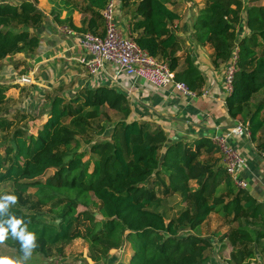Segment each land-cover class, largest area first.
I'll use <instances>...</instances> for the list:
<instances>
[{
    "label": "trees",
    "instance_id": "16d2710c",
    "mask_svg": "<svg viewBox=\"0 0 264 264\" xmlns=\"http://www.w3.org/2000/svg\"><path fill=\"white\" fill-rule=\"evenodd\" d=\"M69 1L56 2L60 11H66L63 20L58 12L52 15L75 31L93 34L108 0H87L76 10L89 15L80 28L72 24L75 7ZM119 1L130 13L138 46L166 61L176 81L191 91L200 89L202 77L190 57L177 70L179 45L170 25L180 17L166 0ZM205 1L192 24V38L211 45L214 68L226 65L238 49L226 106L232 118L247 124L250 140L257 141L264 137V5H255L261 0H246L247 5L243 0ZM44 19L36 0L0 2V68L11 56L36 51L40 42L36 31ZM242 27L247 30L244 36L239 35ZM4 89L0 87V102ZM128 99L125 92L107 86L81 89L68 99L54 97L36 135L25 137L16 130L0 141V185L10 183L17 198L0 219L21 220L20 227L36 237L31 254L43 257L49 256L50 247L79 239L87 243L93 263L125 247L131 253L126 264H204L211 240L195 231L215 212L233 222L242 220L219 239L233 247L229 264H247L257 250L264 253V203L233 186L220 159L214 158L219 151L211 140L170 142L158 126L132 119ZM104 108L121 119L107 139L91 143L87 138L89 150L80 151L77 135L85 137L88 122ZM10 124L12 120L0 117V129ZM96 134H103V128ZM258 148L264 151V139ZM29 190H34L36 201L26 208L21 198ZM173 195H179L186 208L168 217L165 201ZM53 203L62 208L47 219L38 208ZM2 244L23 252L22 242L10 230Z\"/></svg>",
    "mask_w": 264,
    "mask_h": 264
},
{
    "label": "crops",
    "instance_id": "0c3cea01",
    "mask_svg": "<svg viewBox=\"0 0 264 264\" xmlns=\"http://www.w3.org/2000/svg\"><path fill=\"white\" fill-rule=\"evenodd\" d=\"M36 1L37 7L45 15L42 25L36 31L40 39L38 48L32 54H16L10 59H5L3 63H10L9 66L16 69L20 75L28 76L31 80L32 84L30 85L23 88L17 86L18 90H10L12 95H9V98L17 99L19 94L22 98L27 95V100H30V104L36 107L35 115L39 118L37 120V123H39L36 128L37 133L48 116L49 105L54 97L68 99L81 89L95 88L98 83L86 74L82 65V61L87 58V53L79 45L78 35L81 33L60 22L65 18L66 11H60L55 0ZM113 1L116 7L117 24L123 34H126L128 29L131 31L130 13L125 9L123 12L121 11L119 0ZM243 1L244 5H247L246 0ZM0 2L17 4L18 0H0ZM205 3V0H166V6L180 17L178 21L170 25L179 45V51L176 54L178 57L177 70H182L185 58L190 57L202 77L201 88L194 91L198 94L196 97L181 95L173 87L157 89L144 82H134L124 76H120L118 79L122 87H125L124 89L128 91L127 95L129 93L128 100L131 106L132 119L138 122L147 121L158 126L166 133L170 142L191 143L202 137L210 139L215 134L229 131L240 122L229 115L226 106L228 95L223 88L226 65L214 68V51L211 45L208 43H195L192 38V24L197 14L204 9ZM255 5H264V0L256 2ZM54 7L57 10L56 8L53 10ZM52 12L63 13V15L59 14L60 21L52 15ZM125 12L128 16L122 15ZM73 13L71 21L76 28L81 27L83 19L89 18L88 14L81 17L82 14H78L77 11L76 16ZM242 16H244V13ZM63 27L72 30L75 35L62 34L60 29ZM246 33L247 30L242 27L239 35L244 36ZM93 34H103L102 21ZM107 83L103 80V83L98 85L108 86ZM3 87L7 88L6 86ZM9 88L11 87L8 86ZM13 91L14 93H12ZM203 91L207 92L205 96L200 94ZM5 94L4 89V99L7 100ZM31 135L36 134L31 133ZM258 139L257 141H251L246 136H233L229 142L244 158L245 164L239 169V175L248 183L245 191L257 202L264 203V160L261 156L264 151L258 148L264 137ZM214 156L220 159V164L223 167L220 155L216 154ZM211 217H216L219 221L210 227V233H206L205 227ZM222 218L220 214H210L199 227L200 233H195L199 237L211 240L212 248L207 252L208 259L204 264L226 263L221 262L223 260L216 255L217 252L215 251L216 246L226 244L225 241L221 242L219 239L229 231L227 224L222 226ZM213 233L216 236H210ZM207 234L209 236H206ZM125 249L128 256H130L129 249ZM114 253L115 251H112L110 256ZM247 264H264V253L257 250L255 258L248 261Z\"/></svg>",
    "mask_w": 264,
    "mask_h": 264
},
{
    "label": "built area",
    "instance_id": "2783aa9c",
    "mask_svg": "<svg viewBox=\"0 0 264 264\" xmlns=\"http://www.w3.org/2000/svg\"><path fill=\"white\" fill-rule=\"evenodd\" d=\"M115 8L114 1L108 0L100 11L103 25L102 35L90 32L78 35L79 45L87 53L86 60L82 61L86 74L96 80L98 84H102L104 80L108 82L107 87L121 90L126 94L128 91L118 82L120 76L134 82H144L157 89L173 87L181 95L196 97L197 93L191 91L183 82L175 80L174 72L170 70L166 61L152 57L138 46L129 29L126 34H123L116 21ZM60 32L68 36L75 35L67 27L61 28ZM237 59L238 49L234 48L232 57L224 69L223 88L227 95L232 91ZM17 82L23 86L32 84L28 76L19 77ZM98 84L96 87L102 86ZM200 94L205 96L207 92L203 91ZM233 136L249 138L247 124L239 122L229 131L215 134L210 140L218 149L223 167L233 186L237 190L243 191L247 189L248 183L240 177L239 169L244 166L245 162L240 152L229 142ZM261 156L264 160V153ZM221 262L229 264L228 260Z\"/></svg>",
    "mask_w": 264,
    "mask_h": 264
},
{
    "label": "rangeland",
    "instance_id": "374dc122",
    "mask_svg": "<svg viewBox=\"0 0 264 264\" xmlns=\"http://www.w3.org/2000/svg\"><path fill=\"white\" fill-rule=\"evenodd\" d=\"M19 1L20 0H18L17 3H19ZM55 1L57 2L58 0ZM69 2L72 4V6L75 7L73 15L76 16V10L85 7L87 0H70ZM55 8L56 7L52 9L55 10ZM123 10L124 9H122L121 11L123 12ZM59 14L63 15L62 12H59ZM78 14H82L81 17H85V15H87L79 11ZM123 14L128 16L126 12L122 13V15ZM8 59H10V57ZM9 65L11 64L3 63L2 68H0V87L3 86L7 87L5 88V93H6L5 95L7 97V100L5 98L2 102H0V117L12 120V124H10L9 127H5V129H0L1 142L3 141L4 138L11 137L16 130L20 131V133H22L25 137L31 135V133L36 134V128L39 126V123H37V120L39 118L35 115L36 107L30 104V100H27L26 98L27 95H24L23 98L20 94L19 96H17V99L12 97L9 98V95H12L10 94L11 92L10 90L12 89L18 90L17 89L18 87H22V88L24 87L20 85V83H18L17 80L19 79V77L25 76V75H20V73L16 71V69H14ZM8 86L11 88L8 89ZM12 93H14V91ZM22 115L24 116V118H21ZM119 119H121V117L117 115L114 111L105 108L102 109L100 116L98 118L92 119L88 122L89 128H87L88 131L87 135L85 137L81 135H77V138L80 141L79 150L83 151L88 149V144L85 142V139L87 138L91 143L101 142L107 139L109 137L108 135L110 130L114 126L115 122ZM99 127L103 128V134L101 135L96 134V131H98ZM0 153L3 154L2 148L0 149ZM88 157L89 154H87L84 160H87ZM91 168L92 166H90V170ZM52 172H53L52 170L48 171L45 177L50 176ZM190 184L193 188H195L194 182H191ZM12 191L13 189L10 183H5L0 185V193H2L3 197L7 195H13ZM35 201L36 200L34 198V190H29L21 198V204L24 205L26 208H30V206ZM180 201H181V197L179 195H173L166 199L165 201L166 206L169 207V211L167 215L168 217L173 216L179 209L186 208V204H183ZM61 208L62 205L60 203H53L41 208L39 207L38 209H40V211L45 215V217L49 219L50 217L56 216L57 213L61 210ZM82 210L83 209L81 208L79 209V211ZM211 214L218 215V213L215 212H212ZM96 218L99 219L100 218L99 215L96 214ZM222 219H223L222 226L224 224H227L229 226L228 228L229 231L227 233H229L231 230H234L240 223H242V220L233 222L230 221L229 218L226 219L223 217ZM218 221H219L218 218L211 217V219H209V223L205 227L206 233H210L209 232L210 227L216 224ZM195 233L199 234L200 230L197 229ZM213 235L216 236L215 233L210 234V236ZM206 236L209 235L207 234ZM224 241L226 244H222L221 246H216L215 251L217 252L216 255H218L221 260L226 261L229 259V255L232 252L233 247L230 245L229 242H227L226 240ZM0 257H7L14 261H19L20 264H125L129 258L128 254L126 253V249L122 247L120 250L115 251L114 254H111V256H109L105 261L99 263H93L88 258L87 243L79 239L71 242L60 243L58 245L50 247L49 256L47 257H43L35 253V254H31L27 259L24 258V252L17 253L15 250L9 248L7 245L0 244Z\"/></svg>",
    "mask_w": 264,
    "mask_h": 264
},
{
    "label": "clouds",
    "instance_id": "9594fccd",
    "mask_svg": "<svg viewBox=\"0 0 264 264\" xmlns=\"http://www.w3.org/2000/svg\"><path fill=\"white\" fill-rule=\"evenodd\" d=\"M16 199L17 198L14 195H7L0 198V217H3L8 213L9 206L15 204ZM21 224L22 221L14 217L7 220L0 219V244L5 241L10 230L11 235L22 242L24 258L27 259L31 255L32 248L35 247L36 237L33 233H26L25 228L20 227ZM0 264H20V262L7 257H0Z\"/></svg>",
    "mask_w": 264,
    "mask_h": 264
}]
</instances>
